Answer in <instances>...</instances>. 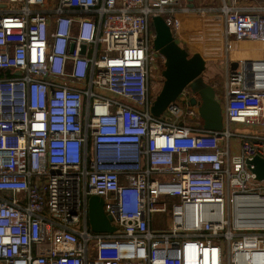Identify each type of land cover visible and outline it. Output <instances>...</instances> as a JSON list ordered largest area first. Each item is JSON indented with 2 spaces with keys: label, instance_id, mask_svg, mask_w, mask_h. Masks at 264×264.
Listing matches in <instances>:
<instances>
[{
  "label": "built area",
  "instance_id": "2783aa9c",
  "mask_svg": "<svg viewBox=\"0 0 264 264\" xmlns=\"http://www.w3.org/2000/svg\"><path fill=\"white\" fill-rule=\"evenodd\" d=\"M192 7L0 0V264H264V180L247 164L264 129L231 126L264 127V3ZM191 9L222 23L228 60L259 44L226 73L221 130L203 127L188 87L173 119L151 110L152 18L176 38ZM92 194L115 230L92 229Z\"/></svg>",
  "mask_w": 264,
  "mask_h": 264
},
{
  "label": "water",
  "instance_id": "95a60500",
  "mask_svg": "<svg viewBox=\"0 0 264 264\" xmlns=\"http://www.w3.org/2000/svg\"><path fill=\"white\" fill-rule=\"evenodd\" d=\"M189 4L193 6L194 0H189ZM152 22L156 31L153 47L165 57L162 71L164 82L155 97L152 112L160 116L167 105L188 87L191 91L190 103L198 105L203 127L208 130L223 129L225 115L217 98V90L203 76L207 60L201 52L191 53L183 46L175 38L170 24L162 15H154ZM73 48L74 45H71V51ZM85 49L86 45H82V52ZM196 124L199 125L200 122ZM247 164L258 179L264 180V156L257 154L248 158ZM89 219L94 231H113L116 228L111 223V217L104 211L103 197L98 194L89 197Z\"/></svg>",
  "mask_w": 264,
  "mask_h": 264
},
{
  "label": "rangeland",
  "instance_id": "374dc122",
  "mask_svg": "<svg viewBox=\"0 0 264 264\" xmlns=\"http://www.w3.org/2000/svg\"><path fill=\"white\" fill-rule=\"evenodd\" d=\"M194 3L196 5V1ZM196 6H199V5H196ZM183 16H184V18H183ZM180 17H181L182 22H183L182 24L185 26L184 29L186 30L187 34H185V33L183 34V29H182L181 35L176 37L177 40L182 41L185 44L187 43L188 47L190 48V50L192 52L198 50V52L206 53V51L209 49V47H211L212 38H214V41H215V37L213 36V34H212L213 32L211 31L212 27H209L208 29L205 28L208 25H206L204 22H205L206 18H210L211 19L210 21H212V18L209 17L208 15H202L200 13V11H197V9H191L189 12L183 13L182 16L180 14ZM192 19H193V21H192ZM213 28H215V27H213ZM222 28H223L222 23H220L219 30L222 31ZM193 30L195 31V33L193 32ZM203 33H204V36L206 38L205 39V45L203 46L204 49H202V45H203L202 42L203 41L201 43H198L196 40L199 37H201L203 35ZM197 34H198V36H197ZM215 43L217 46L220 42L216 41ZM223 46H224V42H223V36H222L221 37V44L219 45L220 49L218 51H214L213 54H211V55H207L206 56L207 59L205 58L207 60V67H208V65L211 66L212 68L215 65L219 66V64H218L220 62L219 59H222V58L224 59L226 57ZM247 47L251 48L248 44H246V46H244V48L248 49ZM250 51H251V49H250ZM156 57L153 60L154 67L156 69L154 70L155 74H154V77H153V80L151 83V93L154 96H156V94L159 93V91L161 90V88L163 86V82H164V76L162 75V71L164 68L165 60L161 56H158L157 58ZM231 64H232L231 65L232 68L238 67L237 61H233ZM220 67H222V66H220ZM204 72H203V74H204ZM224 76H225L224 74H218L214 80H215V85H216L215 88H216L217 92L223 93V98L219 99V101L221 102L222 108L225 109V106H226V82H225ZM160 117L164 118V119H173L169 115V113L166 111V109L163 111V113L160 115ZM231 126H232V129L240 127L239 124H235V123H232ZM154 218H156V220H159L157 223L154 221V225H157V227L163 228V227H167L170 224L169 213H166V214L158 213V214L154 215Z\"/></svg>",
  "mask_w": 264,
  "mask_h": 264
},
{
  "label": "crops",
  "instance_id": "0c3cea01",
  "mask_svg": "<svg viewBox=\"0 0 264 264\" xmlns=\"http://www.w3.org/2000/svg\"><path fill=\"white\" fill-rule=\"evenodd\" d=\"M196 1V5H203L205 6L206 8H211L210 9V12L213 14V12L215 10H217L216 7L219 6L220 4V1L221 0H195ZM241 3H246L247 1L248 2H251V3H264V0H240ZM211 15V14H210ZM185 16V15H184ZM183 16V18H184ZM210 18H206L205 20V24L208 25L207 27L205 28H209V27H212L211 31L213 32V36L215 37V41H214V38L212 39V43H211V47H209V49L207 50L208 54L207 53H203L201 52V54L207 59V55H211L213 54L214 51H218L220 49V47L217 45L216 46V41L220 42L219 45L221 44V32L218 30V27L216 26H219L218 24H214L212 23L210 20ZM215 27V28H213ZM202 38V41L203 43L205 44V36H204V33L203 35L201 36ZM183 46H185L191 53H194V52H197V51H191L190 48L188 47L187 43L185 44L184 42L182 41H179ZM258 47H259V44H255L254 47L252 48H248V49H243V48H239L237 47L236 50L232 51V53H230L229 55V59L228 60V56H226L224 59H219L220 62L218 63L219 66L215 65L213 66V68L211 66L208 65V67H206L205 69V72L203 74L205 80L207 82H209L210 84H212L214 87H216L215 85V78L217 77L218 74H224L225 78H226V73L228 71L229 68H232V62L233 61H236V58L239 57V56H250L251 54H254V53H258ZM251 49V51H250ZM257 50V51H256ZM218 60V61H219ZM230 63V64H229ZM222 66V67H220ZM217 98L218 100L219 99H222L223 98V93H218L217 92ZM190 99H191V96H190ZM223 112H224V108H223ZM202 119V118H201ZM202 121V124H203V119L201 120ZM225 122L227 124V121H226V118H225ZM235 124H239L240 127H238V129H241V130H261V129H264V127H262L261 125H250V124H246V123H237L235 122ZM239 148H240V140L238 138H232L231 140V151L233 153H236L239 151Z\"/></svg>",
  "mask_w": 264,
  "mask_h": 264
},
{
  "label": "bare ground",
  "instance_id": "6f19581e",
  "mask_svg": "<svg viewBox=\"0 0 264 264\" xmlns=\"http://www.w3.org/2000/svg\"><path fill=\"white\" fill-rule=\"evenodd\" d=\"M192 16V15H191ZM190 21V20H189ZM192 21H193V19H192ZM191 22V21H190ZM193 32L195 33V31L193 30ZM197 36H198V34H197ZM198 38V37H197ZM195 39V38H194ZM197 40V42L198 43H201L202 42V38L201 37H199L198 39H196ZM196 42V41H195ZM203 43V42H202ZM205 44L203 43V45H202V49H204L203 48V46H204ZM206 53L208 54V52L206 51ZM264 217V216H263ZM264 219V218H263Z\"/></svg>",
  "mask_w": 264,
  "mask_h": 264
},
{
  "label": "flooded vegetation",
  "instance_id": "af4514ba",
  "mask_svg": "<svg viewBox=\"0 0 264 264\" xmlns=\"http://www.w3.org/2000/svg\"><path fill=\"white\" fill-rule=\"evenodd\" d=\"M158 56H161V54L159 53V55ZM162 57V56H161ZM164 67H165V62H164ZM164 69V68H163ZM157 95V94H156Z\"/></svg>",
  "mask_w": 264,
  "mask_h": 264
}]
</instances>
